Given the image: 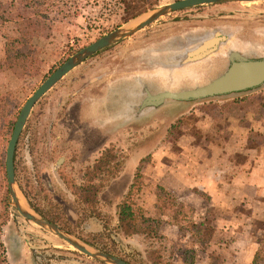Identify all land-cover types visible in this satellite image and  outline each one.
<instances>
[{
	"label": "rangeland",
	"instance_id": "obj_1",
	"mask_svg": "<svg viewBox=\"0 0 264 264\" xmlns=\"http://www.w3.org/2000/svg\"><path fill=\"white\" fill-rule=\"evenodd\" d=\"M0 1L9 13L14 11L9 0ZM172 1L175 0H69L75 3L76 8H72L77 14L53 20L35 40L39 60L36 71L30 76L13 78L7 71L0 70V159L4 160L11 132H8L9 123L14 122L26 98L58 65L99 36L129 21L142 19L158 6ZM161 24L167 33L181 31L189 35L191 31L220 28L229 34L227 47L248 45L264 52V1L197 5L160 16L130 38L91 55L35 102L14 147L15 175L22 183V190L16 182L17 188L28 206L30 202L43 211L41 217L79 240L98 235L94 240L97 246L110 252L105 253L134 264H148L144 257L147 244L142 238L125 237L115 230V205L129 191L131 209L137 208L143 215L152 217L154 193L163 187L170 194L172 204H184L190 217L203 220L214 229L210 243L199 250L186 233L156 222L157 230L166 237L159 241L165 259L171 256L172 261L178 263L190 249H195L193 264H249L264 223V111L259 113L256 106L239 108L234 103L221 106L223 101L234 97L245 100L249 94L237 92L187 101L166 99L147 113L137 114L131 124L120 123V127L113 129L111 124L101 126L104 135L99 139H92V136L87 139L86 135L79 139L70 129V124L82 118L69 113L73 110L65 108V102L88 99V89H97L93 86L96 83L91 84L89 79L98 74H104L97 82L100 86L119 79L128 70L122 57L129 53L131 37ZM13 31L11 22L0 25V63L3 43ZM210 59L205 58L198 68L188 66L185 77L179 84L171 85L172 90L190 88L214 76L216 71L208 75L212 71L207 65L212 62ZM174 78L171 70L166 79L172 83ZM258 89L263 92H258L259 95L264 97V84L254 91ZM141 97L139 92L137 104ZM119 99L115 98L118 108H107L105 99L99 103L102 115L84 114L93 136L97 137L95 126L99 119L116 111L125 115L124 95L120 93ZM59 100L62 101L60 108L57 106ZM260 100L264 98L255 102ZM78 108L85 110L83 105ZM90 111H94L93 107ZM180 114L185 117L180 130L185 136L179 135L182 140L181 137L165 140L169 124ZM49 127H52L51 132ZM256 131L258 136L249 133ZM249 135L256 139L252 144L259 148L239 151L248 143ZM108 146L124 159L120 172L97 194L95 208L106 216L103 223L88 215L64 181L81 183L85 167ZM217 148H224L225 156L217 154ZM139 162L140 176L133 180ZM7 206L8 216L0 225V255L4 257L0 264H103L22 218L8 200Z\"/></svg>",
	"mask_w": 264,
	"mask_h": 264
},
{
	"label": "trees",
	"instance_id": "obj_2",
	"mask_svg": "<svg viewBox=\"0 0 264 264\" xmlns=\"http://www.w3.org/2000/svg\"><path fill=\"white\" fill-rule=\"evenodd\" d=\"M8 3L14 6V11L9 13L4 6V2L0 1V25L6 22H11L13 24L14 31L13 35L8 36L3 43V59L0 63V70L7 71L13 78H22L30 76L37 69V63L39 60L36 55L37 45L35 40L42 30L45 29L44 26H49V23L53 20L59 21L64 17L72 15L75 16L77 14V10L72 8H76L75 3L69 2V0H9ZM259 87L260 86H256L250 89H256ZM246 90L249 89H245L243 91ZM243 91H238V93ZM259 94L260 93H257L253 97L252 102L259 100L260 97L262 99L264 98ZM243 100L244 97H234L228 101H223L221 106L224 107L229 103H234L240 108L244 106ZM255 103H260L264 106V102L261 100ZM209 119H211L210 116ZM184 123L185 117L183 114H180L169 124L164 139L174 141L175 137H177L178 140L181 136H185V133H180ZM12 124L13 121H11L8 125V132L11 131ZM248 131L249 128L247 129V132ZM249 133L253 136L259 135L257 131L254 132V134H252V132ZM251 137L250 135L247 136L246 141L248 143H245L244 148H235L239 151L250 149L257 150L259 147L252 144V142L256 139ZM123 159L124 158L121 154L116 155L115 149L112 146H108L101 150L91 165L85 167L82 173L83 181L81 183L71 184L68 181H64L75 200L80 202L87 210L88 215L101 220L103 223L106 222V216L101 214L100 211L95 208L97 203V194L110 179L114 178L120 172ZM12 161L15 182H17L19 188L22 190V183L15 175L14 152ZM139 167L140 162L135 168L133 180L140 176ZM94 179H97L98 182H94ZM158 189L159 190L154 193L152 217L143 215L137 208L131 209L133 203L128 196L129 191H127L119 203L115 205V230L117 233L119 232L125 237L137 235L142 238L143 242L147 244L144 249V257L148 264H193L192 259L196 251L195 249H190L188 255L182 256L178 263L173 262L171 256H168L167 259L163 257L159 241L165 240L166 237L157 230L156 222L169 224L175 227L179 232L186 233L191 239L193 246H196L199 250H204L207 244L210 243L214 234V229L210 224L204 222L203 220L196 221L190 217L186 212L184 204H172L169 200V198H171L170 194H168L163 187ZM7 200L3 160L0 159V225L5 222L8 216ZM28 203L39 215L44 216L41 209L30 202ZM66 229L70 232L72 231L71 229ZM261 231V235L257 242V248L253 252L249 264H264V223ZM97 236L98 235H90L89 237H82L81 239L85 243L97 247L103 252L110 253L103 247L96 245L94 238ZM119 258L129 264H134L123 257L119 256ZM3 260V255H0V261Z\"/></svg>",
	"mask_w": 264,
	"mask_h": 264
},
{
	"label": "water",
	"instance_id": "obj_3",
	"mask_svg": "<svg viewBox=\"0 0 264 264\" xmlns=\"http://www.w3.org/2000/svg\"><path fill=\"white\" fill-rule=\"evenodd\" d=\"M255 1L264 0H175L158 6L142 19L132 20L122 26L116 27L69 55L46 78H44L43 81L26 98L19 108L13 122L9 138L6 142L3 160L8 204H10L22 218L51 232L79 253H82L103 264H129L119 257L91 247L85 242L74 237L71 233L62 230L57 225L41 217L36 211L28 206V204H26L15 182L12 161L14 147L25 120L35 102L72 68L97 51L124 38H128L130 35L149 25L160 16L172 11L194 7L197 5ZM263 82L264 58L246 59L234 52H230L229 65L226 70L208 83L180 91H162L157 93L152 99H154L155 103H159L163 99L182 101L201 99L210 96L243 91L245 89L256 87Z\"/></svg>",
	"mask_w": 264,
	"mask_h": 264
},
{
	"label": "flooded vegetation",
	"instance_id": "obj_4",
	"mask_svg": "<svg viewBox=\"0 0 264 264\" xmlns=\"http://www.w3.org/2000/svg\"><path fill=\"white\" fill-rule=\"evenodd\" d=\"M194 32H196V31L189 32L190 35L185 33V35H186L185 45H183L184 50H183V46H182L181 41H179L178 43H176L174 45H171V48H170L171 49V59L169 61V66H170L169 69L172 70V68L176 67V66L183 67L184 65L186 66L192 62H197V64H198V65L194 66L193 69L198 68L199 64H202L204 62L205 58L206 59L211 58L210 60L212 62L210 64H207V65L210 66L212 71H209L208 75L210 73H212L213 71H216V72H214L215 75L212 76L210 79L206 78L203 83H201L199 85L191 86L190 88H184L182 90L191 89V88L206 84L209 81H211L212 79H214L216 76L221 74L224 70H226V68L229 65V53L230 52H234V53L238 54L239 56L246 58V59L264 58V52L263 51H261V52L252 51V50L243 51L240 47H237V48L230 47L229 49H225L222 52H219L218 50L221 48H224L225 43L229 39V34L225 33V31L220 29V28H218L217 30H214V31L206 30V31H197L196 33H194ZM177 49L179 51H176ZM194 72H197V71H194ZM101 78H102L101 75H97L94 79H91V78L89 79L91 84L96 83V85H93V86L97 87V89L94 91H93V88L88 89L87 96H86L88 99L77 100V101L69 100V101L65 102L64 107L65 108H72V110H73V112H71L69 110V113H73V114L76 113L77 112L76 107L78 104H80V105H83V107H85L87 113H89L90 107H93V108L96 107V109L94 111H91V112H95L94 114L102 115V113H101L102 111H100V109H99L102 105H99V103L102 104L104 102V97H103L104 94H101V93H104V91L102 92L101 89H103L102 87L105 84H103L102 86L97 85V82H100ZM126 79L127 78L119 77V79H117L116 81L119 80L118 81L119 84H122V83L125 84L124 81H126ZM131 80H133L135 83H137L136 89H135V91H133V92L127 94V96H125V99L122 100V104H126L129 102L128 96H131L132 100L135 102L134 99L137 97L138 93L141 92V94H142V97H141L138 104L135 102L136 105L134 103L133 105L130 104V106L128 107L127 111L130 112L131 116L146 113L149 109L157 107L164 100H166V99H163L161 102L155 103L154 99H152V98L157 93L162 92V91H176V90H172L171 86H164V88L161 87L162 89H160V88L158 89V85L156 84V82L155 83L154 82L149 83V80L143 81V79H141L138 76H134L133 79H131ZM114 81H115V79L110 81V83L114 84V83H112ZM263 84H264V82L259 84L258 86H261ZM108 85L110 87V84H108ZM109 87L107 89H109ZM178 91H180V90H178ZM90 93H92V94H90ZM121 94H123V93L121 92ZM226 94H228V93H226ZM90 97H92V99H89ZM105 102H108V100L107 101L105 100ZM61 103H62V101L59 100V102L57 103L58 108L61 107ZM86 112H84V113H86ZM30 113L31 112H29L27 118L29 117ZM55 115L57 116L58 113L56 112ZM27 118H26V120H27ZM87 120L88 119H86V120L82 119L81 121L70 124V126H71L70 129L73 130L72 134L81 135L82 136V137L80 136L81 138H83L86 135L87 139H88V136H92V139H99L100 137H102L104 135V131L102 133L100 128H101V126H105L107 124L104 121V119L103 118L99 119L98 124L95 126V127H97L96 130L98 131L96 134L97 137L93 136L94 134H91V132L89 130L91 125H89ZM111 125H112L111 129L116 128V127H120V124H118V123H112ZM51 128L52 127H49L48 131L51 132ZM59 129H61V127H59ZM48 131H47V133H48ZM50 132H49V134H50ZM56 138H58V137L56 136ZM93 147H95V146H93ZM79 149H80V147L77 150H79ZM82 150H84V148H81V151Z\"/></svg>",
	"mask_w": 264,
	"mask_h": 264
},
{
	"label": "crops",
	"instance_id": "obj_5",
	"mask_svg": "<svg viewBox=\"0 0 264 264\" xmlns=\"http://www.w3.org/2000/svg\"><path fill=\"white\" fill-rule=\"evenodd\" d=\"M133 34H136V33H133ZM185 37H186L185 32H181V31H175V32L172 31L170 33H167L166 28L164 27L163 24H161L159 27H153L147 32L137 34L134 37H131L129 53H127V55L122 57L124 60L123 64L126 65L125 67H128V70H125V72L121 76V78L122 77L127 78L126 81H124L125 84L124 83H122L123 85L119 84L118 83L119 80L112 82L114 84H111L109 81V82H106L105 85L102 87L103 89H101L102 92L104 91V93H101V94H104L103 95L104 99L106 101L108 100V103L106 102L107 103L106 107L107 108H118L115 103H118V100L119 101L121 100L119 99L120 93L122 92L125 97L127 96V94L135 91L137 83L131 80L133 79L134 76L140 77L141 79H143V81L149 80V83L156 82V84L158 85V89L159 88L162 89L164 88V86H171V85L174 86L175 84H179L185 77V71L187 67L189 66V68H191V66H196L197 64V62H192L186 66L184 65L183 67L181 66L173 67L172 70H173V73L175 74V78L173 79L172 83L166 79L167 75H169L171 72V70L169 69L170 68L169 61L171 59V49H170L171 45H174L178 43L179 41H181L182 46L185 45ZM227 44H229L228 41L225 43V47L219 49L218 51L222 52L225 49H229L231 46L227 47ZM240 48L243 51H246V50L259 51V52L262 51L261 49L257 50L255 47L252 48L251 46H248V45L240 46ZM183 50H184V46H183ZM176 51H179V50L177 49ZM87 59H85L84 61H86ZM98 75L103 76L104 74L103 75L98 74ZM105 80L106 79H103V81ZM108 84H110V87ZM108 87L109 89H107ZM258 92H261L260 89L255 90V91L254 89H249L243 92H239L244 95L249 94L248 96H246L247 98L243 101V104H245L244 109L247 108V106L249 107L256 106L258 107L257 110L259 113L264 111V106L262 104L252 102L253 97ZM261 93L263 94V92ZM114 94H118V97H115ZM231 94H238V93L233 92ZM115 98H118V100H115ZM128 99H129V102L126 104H123L124 108L126 109L124 112L125 115L122 116L123 114H119L120 112L116 111L114 114L104 117L105 118L104 121L107 124H112V123L131 124L132 123V118L135 119L137 115L131 116L130 112H128L127 109L130 106V104L133 105L137 101V98L134 99L135 102L132 100L131 96H128ZM80 106H81L80 104L77 105L76 114H78L80 118L85 119L83 116L85 114L84 112H86V109L82 111L80 110V108H78ZM90 109L92 110V107H90ZM90 109H89V114H91ZM95 109L96 107L93 108V110ZM259 125L260 124H257V126ZM74 136L79 137V139L82 137L81 135H74ZM74 139L77 140V138L75 137ZM215 150L217 151V154L225 156L224 151H223L224 148L223 149L217 148Z\"/></svg>",
	"mask_w": 264,
	"mask_h": 264
}]
</instances>
